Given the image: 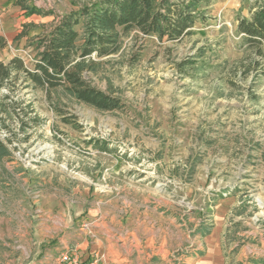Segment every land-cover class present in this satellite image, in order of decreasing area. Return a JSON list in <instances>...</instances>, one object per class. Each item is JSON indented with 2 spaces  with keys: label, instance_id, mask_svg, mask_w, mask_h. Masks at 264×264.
<instances>
[{
  "label": "rangeland",
  "instance_id": "rangeland-1",
  "mask_svg": "<svg viewBox=\"0 0 264 264\" xmlns=\"http://www.w3.org/2000/svg\"><path fill=\"white\" fill-rule=\"evenodd\" d=\"M14 1L0 0V37L6 42L0 60L20 57L29 68L36 51L28 44L54 15L99 3L26 0L27 7L52 13L44 16L27 15ZM196 1L207 21L183 39L160 42L130 32L122 35L117 53L91 60L85 79L118 98L122 110L100 111L62 89L47 94L21 78L0 90V119L7 127L0 131V217L11 219L9 234L0 235V264L39 263L42 245L32 250L26 243L30 226L44 224L59 234L96 231L102 207L119 212L104 220L125 240L135 223L146 220L150 230L139 234L138 245L152 242L143 257L160 258L167 239L164 259L191 264L200 246L199 225H210L206 215L214 199L238 187L249 192L255 211L263 208L264 67L246 72L252 57L235 27L264 0ZM224 184H230L227 191L218 188ZM145 209L151 211L147 219ZM61 241H51L63 254L60 264H83L75 249H61ZM101 260L94 252L85 264Z\"/></svg>",
  "mask_w": 264,
  "mask_h": 264
},
{
  "label": "trees",
  "instance_id": "trees-1",
  "mask_svg": "<svg viewBox=\"0 0 264 264\" xmlns=\"http://www.w3.org/2000/svg\"><path fill=\"white\" fill-rule=\"evenodd\" d=\"M199 2L99 0L92 10L83 8L78 12L54 15L51 26L28 44L36 51L32 68L20 57L7 62L0 60V90L15 85L21 78L32 88L42 89L47 94L62 89L78 102L100 111L122 110L123 105L118 98L97 90L85 79L84 73L93 64L91 60L117 53L122 35L130 32L154 36L160 42L183 39L191 34L195 25L207 21L196 10ZM14 5L25 10L27 15L52 14L27 7L26 0H15ZM81 28L82 36L79 35ZM235 34L252 57L246 72H256L258 67H264V7L256 8L248 18L239 17ZM5 46V40L0 37V50ZM260 73L264 76V71ZM5 128L4 121L0 119V131ZM95 148L110 152L101 145ZM4 150L5 145L0 140V152Z\"/></svg>",
  "mask_w": 264,
  "mask_h": 264
},
{
  "label": "crops",
  "instance_id": "crops-1",
  "mask_svg": "<svg viewBox=\"0 0 264 264\" xmlns=\"http://www.w3.org/2000/svg\"><path fill=\"white\" fill-rule=\"evenodd\" d=\"M256 8L254 7L252 11ZM204 163L205 161L200 164V167ZM201 181H205V179L199 177V182ZM229 185L224 184L223 187L218 188L227 191ZM213 192L221 191L215 189ZM248 193L244 189L239 190L237 187L236 192L229 193L224 198L213 200L209 214L206 215L210 225L208 227L199 225L198 232L199 234L202 232L200 246L196 248L198 253L194 254L191 264H264V203L262 209L255 211L253 209L255 202L251 200V195H246ZM210 195L213 196V194ZM150 212V210L145 209L141 215L147 219ZM118 213L114 208L102 207L98 209L96 215L102 219L100 220L102 227L96 231L94 229L91 231L75 229L61 231L59 234L51 227L38 223L36 226H30L31 230L27 232V237H31L26 240L27 247L35 250L42 245L44 252L36 258L38 264H60V261L62 262L60 258L63 254L58 255L56 245L51 244L55 237L60 240V243L64 239L66 246L61 249L65 247L67 250L68 248L75 249L80 262L83 264L88 262L94 252L101 254V264H153L154 260L157 261L155 263L170 264L164 259L167 246L169 247L167 239H164L161 244L160 258L154 259V255L151 253L143 257L145 247L146 249L151 248L152 242L150 240L149 244L143 248L144 250L141 245H138L141 239L139 234H148L150 230L146 220L135 223L136 227L127 233L126 240L118 235L119 232H115L114 228L107 227L104 219L108 217L114 219ZM178 215L176 212L175 216ZM254 215H257V221L252 220ZM10 221L11 219L7 216L0 217V235L9 234L8 224ZM140 226L142 228L138 230ZM181 244L176 243L173 246L179 247Z\"/></svg>",
  "mask_w": 264,
  "mask_h": 264
},
{
  "label": "built area",
  "instance_id": "built-area-1",
  "mask_svg": "<svg viewBox=\"0 0 264 264\" xmlns=\"http://www.w3.org/2000/svg\"><path fill=\"white\" fill-rule=\"evenodd\" d=\"M62 259H63V261L67 260V258H66V257H63ZM95 262H96V261H95Z\"/></svg>",
  "mask_w": 264,
  "mask_h": 264
}]
</instances>
